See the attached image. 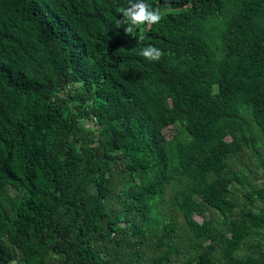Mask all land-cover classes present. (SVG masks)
I'll use <instances>...</instances> for the list:
<instances>
[{
	"label": "trees",
	"instance_id": "obj_1",
	"mask_svg": "<svg viewBox=\"0 0 264 264\" xmlns=\"http://www.w3.org/2000/svg\"><path fill=\"white\" fill-rule=\"evenodd\" d=\"M146 2L0 0V264H264V0Z\"/></svg>",
	"mask_w": 264,
	"mask_h": 264
},
{
	"label": "clouds",
	"instance_id": "obj_2",
	"mask_svg": "<svg viewBox=\"0 0 264 264\" xmlns=\"http://www.w3.org/2000/svg\"><path fill=\"white\" fill-rule=\"evenodd\" d=\"M123 20L119 23L127 25L124 28L125 33L131 34L135 29L142 25L151 26L157 24L162 19L158 10L146 2V0H129V7L120 9ZM146 60L159 61L163 53L154 46H147L140 52Z\"/></svg>",
	"mask_w": 264,
	"mask_h": 264
},
{
	"label": "rangeland",
	"instance_id": "obj_3",
	"mask_svg": "<svg viewBox=\"0 0 264 264\" xmlns=\"http://www.w3.org/2000/svg\"><path fill=\"white\" fill-rule=\"evenodd\" d=\"M162 8V7H161ZM86 127H90L89 122H86L84 124ZM157 140L159 141H168L172 138H177L180 141H185L187 139V136L182 131L181 125L176 124L173 126L168 127H161L157 133H156ZM225 141L228 142L229 138L226 137ZM131 163V156H129V164ZM228 165L230 168H233L234 170L240 171L246 178H254L252 181L253 183H262L264 184V176L263 174L257 169L256 161L253 157H249L247 159L243 158H229L228 159ZM79 173H85L84 170L78 169ZM177 187L174 185L172 186V190H175ZM7 193L11 199L15 198V193L11 188H7ZM194 219L197 222H200V218L198 216H194ZM22 250V249H21Z\"/></svg>",
	"mask_w": 264,
	"mask_h": 264
}]
</instances>
